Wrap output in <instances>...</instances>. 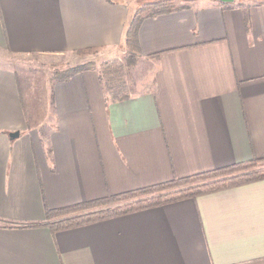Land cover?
I'll return each mask as SVG.
<instances>
[{"label":"crops","instance_id":"0c3cea01","mask_svg":"<svg viewBox=\"0 0 264 264\" xmlns=\"http://www.w3.org/2000/svg\"><path fill=\"white\" fill-rule=\"evenodd\" d=\"M143 1L0 0V47L122 57ZM140 23L149 66L123 99L94 67L47 82L38 113L0 64V264H264V178L46 224L47 209L264 158V0L183 2Z\"/></svg>","mask_w":264,"mask_h":264},{"label":"trees","instance_id":"16d2710c","mask_svg":"<svg viewBox=\"0 0 264 264\" xmlns=\"http://www.w3.org/2000/svg\"><path fill=\"white\" fill-rule=\"evenodd\" d=\"M176 7L173 5L172 0H153L145 2L134 10L135 12L127 23L123 36L124 45L129 49L128 56L124 57L125 61L123 63L125 65H134L138 59L140 49L137 33L141 24L140 22L145 17L168 13ZM90 49L93 48L79 49L77 52H85ZM109 62L117 63V67L113 68L112 72L109 73L110 75L107 74L106 89L111 92L114 98L123 99L128 97V93L120 94L114 89L116 86L112 81V84L109 82V78L113 74L112 76L118 78L119 83H124L120 76L122 74V63H120L119 59H114V61L104 62V65H109ZM84 69L83 65L76 66L63 73H56L55 77L58 80H66L74 73ZM260 162L264 166V158L254 157L251 160L228 165V167L216 168V170L203 171V173L190 174L189 176H177L162 183L117 194H109L101 198L59 208L47 209L45 221L52 231L64 230L135 210L166 204L168 201L204 194V192L217 190V188L223 186L241 184L242 182L253 181L257 178H264V168L262 166L257 170L254 168L256 166L259 167ZM241 167L245 169L242 170L243 172L241 171L242 173L235 172L234 169H241Z\"/></svg>","mask_w":264,"mask_h":264},{"label":"rangeland","instance_id":"374dc122","mask_svg":"<svg viewBox=\"0 0 264 264\" xmlns=\"http://www.w3.org/2000/svg\"><path fill=\"white\" fill-rule=\"evenodd\" d=\"M153 1L144 0L142 3ZM259 1V0H257ZM174 6H181L184 4H191L195 0H172ZM142 4V5H143ZM122 57L108 58L104 53L99 51H94V49L86 50L85 52H67L60 55H40V54H15L7 51L5 48L0 47V64L7 65L16 69L20 73V79L25 82L24 88H22L21 93L26 94L28 97H33L34 105L38 113H41L45 108L46 98L44 93V88L47 82L56 79V73H63L70 68L76 66H82L85 69L98 68L100 71V76L102 78L104 89L106 86L107 74L112 72L113 68L117 67V63L109 62V65H104V62L114 61V59H119L122 63V74L121 79L124 81L123 84L119 83L118 78L111 75L109 82L116 86L114 89L120 94L122 93H132L136 88H138L143 80V71L148 68V63H144L139 58L134 65H125L123 63L124 57L129 54V49L126 47ZM103 65V68H102ZM107 67V68H106ZM84 69V70H85ZM110 75V74H109ZM111 83V84H112ZM109 95L112 96L111 92L106 89ZM262 166L261 162L259 167H254L255 170ZM264 168V166H262ZM235 172L242 173L243 167L241 169H234ZM242 171V172H241Z\"/></svg>","mask_w":264,"mask_h":264},{"label":"water","instance_id":"95a60500","mask_svg":"<svg viewBox=\"0 0 264 264\" xmlns=\"http://www.w3.org/2000/svg\"><path fill=\"white\" fill-rule=\"evenodd\" d=\"M220 2H225V3H232L234 2V0H219ZM19 135V131H12L10 132V136L14 137V136H18Z\"/></svg>","mask_w":264,"mask_h":264}]
</instances>
